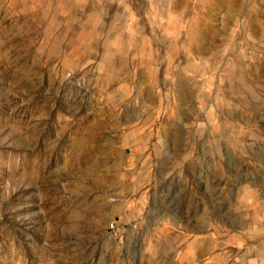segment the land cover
Segmentation results:
<instances>
[{
    "label": "rangeland",
    "instance_id": "374dc122",
    "mask_svg": "<svg viewBox=\"0 0 264 264\" xmlns=\"http://www.w3.org/2000/svg\"><path fill=\"white\" fill-rule=\"evenodd\" d=\"M0 264H264V0H0Z\"/></svg>",
    "mask_w": 264,
    "mask_h": 264
}]
</instances>
